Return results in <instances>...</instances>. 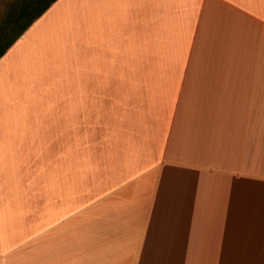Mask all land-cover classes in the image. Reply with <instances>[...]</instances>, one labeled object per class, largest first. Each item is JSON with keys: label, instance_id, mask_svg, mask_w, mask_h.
<instances>
[{"label": "crops", "instance_id": "0c3cea01", "mask_svg": "<svg viewBox=\"0 0 264 264\" xmlns=\"http://www.w3.org/2000/svg\"><path fill=\"white\" fill-rule=\"evenodd\" d=\"M0 264H264V0L52 2L0 56Z\"/></svg>", "mask_w": 264, "mask_h": 264}, {"label": "rangeland", "instance_id": "374dc122", "mask_svg": "<svg viewBox=\"0 0 264 264\" xmlns=\"http://www.w3.org/2000/svg\"><path fill=\"white\" fill-rule=\"evenodd\" d=\"M25 1L27 0H0V31L3 30L0 35V48L4 46V44L13 36V34H15L18 29V24H20L21 21H26V19L35 12L34 6L36 5L33 4L27 9L28 13L26 12L24 17L19 16L20 6ZM6 21L15 22L14 25L7 27L6 25L4 26ZM91 124L92 126L95 125L100 127V122H94Z\"/></svg>", "mask_w": 264, "mask_h": 264}, {"label": "trees", "instance_id": "16d2710c", "mask_svg": "<svg viewBox=\"0 0 264 264\" xmlns=\"http://www.w3.org/2000/svg\"><path fill=\"white\" fill-rule=\"evenodd\" d=\"M55 0H27L22 3L20 6V12L19 16L24 17L25 13L27 12V9L30 8L33 4L35 12L29 16V18L26 19V21H21L20 24H18V29L13 34V36L4 44L3 47L0 48V54H3L4 51L13 43V41L37 18L39 17ZM41 2V3H40ZM28 13V12H27ZM15 21H6L4 26L10 27L11 25H14ZM3 32V30L0 31V35Z\"/></svg>", "mask_w": 264, "mask_h": 264}, {"label": "snow or ice", "instance_id": "6c2138e0", "mask_svg": "<svg viewBox=\"0 0 264 264\" xmlns=\"http://www.w3.org/2000/svg\"><path fill=\"white\" fill-rule=\"evenodd\" d=\"M0 56H2V54H0Z\"/></svg>", "mask_w": 264, "mask_h": 264}]
</instances>
